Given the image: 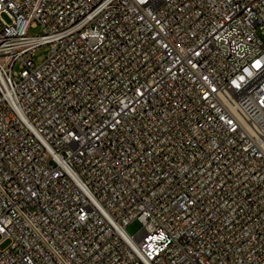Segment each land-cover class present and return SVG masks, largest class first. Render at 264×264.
<instances>
[{
    "label": "built area",
    "instance_id": "1",
    "mask_svg": "<svg viewBox=\"0 0 264 264\" xmlns=\"http://www.w3.org/2000/svg\"><path fill=\"white\" fill-rule=\"evenodd\" d=\"M259 33L264 0H0V264H264Z\"/></svg>",
    "mask_w": 264,
    "mask_h": 264
},
{
    "label": "rangeland",
    "instance_id": "2",
    "mask_svg": "<svg viewBox=\"0 0 264 264\" xmlns=\"http://www.w3.org/2000/svg\"><path fill=\"white\" fill-rule=\"evenodd\" d=\"M30 33L37 35L40 33V29H32ZM259 36L264 41V35L259 33ZM47 53H48V49L46 47L39 49L34 59L35 63L37 65H40L47 57ZM18 70H19V66H16L15 71ZM141 230H142V224L138 220H135L134 222H132L130 225L127 226V232L131 236H135Z\"/></svg>",
    "mask_w": 264,
    "mask_h": 264
},
{
    "label": "snow or ice",
    "instance_id": "3",
    "mask_svg": "<svg viewBox=\"0 0 264 264\" xmlns=\"http://www.w3.org/2000/svg\"><path fill=\"white\" fill-rule=\"evenodd\" d=\"M256 67H259L260 65H259V62H257V65H255Z\"/></svg>",
    "mask_w": 264,
    "mask_h": 264
}]
</instances>
